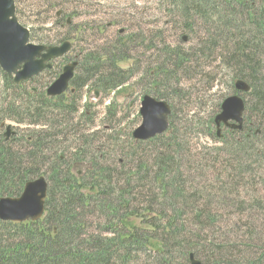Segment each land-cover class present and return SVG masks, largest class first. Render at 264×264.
<instances>
[{
    "label": "trees",
    "instance_id": "16d2710c",
    "mask_svg": "<svg viewBox=\"0 0 264 264\" xmlns=\"http://www.w3.org/2000/svg\"><path fill=\"white\" fill-rule=\"evenodd\" d=\"M164 2L182 14L185 28L190 22L205 24L211 39L203 44V53L215 50L217 38L233 47L220 61L233 72L234 80L247 82L251 91L245 93L249 99L247 134L239 138L236 131H229L235 138L230 147L239 151L250 148L251 139L264 135V0ZM214 25L217 29L212 31ZM122 36L102 53L82 56L78 69L84 76H76L74 91L58 98L29 90L28 84L17 86L0 69L5 83L0 86V125L10 119L43 128L29 131L32 134L24 138L23 150L12 147L16 136L6 141L0 135V199L19 197L26 183L41 175L49 182L42 219L25 223L0 220V264H189L191 253L204 259V264H264V237L257 226L246 225L245 238L237 239L233 226L224 227L219 221L218 205L229 204L228 191L219 187L218 199L212 193L204 199L180 181L175 161L180 152L177 149L172 154L170 149L178 144L172 119L175 112L163 135L149 141L132 139V147L169 141L153 160L142 158L134 168V161L129 162L136 152L133 149L122 150L123 161L112 167L101 149L95 155L85 151L89 142L78 131H73V145L69 146L71 130L67 129L74 126L80 90L91 82L113 91L122 86L116 82L123 78L119 64L130 58L128 46L135 43L133 36ZM166 53L174 72L175 68L188 70L187 65L195 62L193 55L181 49L168 48ZM57 128L66 131L55 133ZM207 130L211 133L209 124ZM64 152L67 157L61 155ZM79 165L83 170L77 172ZM95 212L101 220L94 228L90 218Z\"/></svg>",
    "mask_w": 264,
    "mask_h": 264
},
{
    "label": "rangeland",
    "instance_id": "374dc122",
    "mask_svg": "<svg viewBox=\"0 0 264 264\" xmlns=\"http://www.w3.org/2000/svg\"><path fill=\"white\" fill-rule=\"evenodd\" d=\"M15 3L19 23L31 32V43L60 46L68 40L73 44L70 54L54 61L53 73H44L28 85L29 90L44 92L59 77L67 62L75 57L82 61V56L88 52L102 53L120 37L122 30L123 38H135V43L128 46L130 51L127 55L130 58L119 64L123 78L116 81L122 85L117 91L98 88L93 82L80 90L76 97L74 126L67 129L71 130L69 146L73 145L71 136L75 130L89 142L90 146L85 151L92 154L101 149L107 153L105 155L111 160L108 162L112 167L123 161L122 150L136 151L129 158V162L134 161L132 167L142 158L153 160L169 141L161 139L155 144L145 143L139 147L130 144L133 132L142 124L139 113L142 98L145 95L156 98L157 94L165 98L163 100L173 106L172 113L175 112L172 119L178 144L176 149H170L172 154L180 152V156H175L182 176L180 181L189 190L195 188L204 199H208L210 193L218 199L219 187L228 191L226 197L229 204L218 205L221 224L224 227L232 225V234L237 239L239 236L245 238L246 225L257 226L264 237V135L251 139L250 148L235 150L230 147L235 139L231 132L223 127L222 138H218L212 121L221 112L223 102L237 94L234 87L237 79L234 80L233 72L220 61L233 49L228 47L231 44L217 38L219 41L215 50L212 48L203 53V44L211 39L205 24L195 21L185 28L182 14L172 11L164 0H15ZM221 6L218 5L220 12L223 9ZM67 21L72 26L67 27ZM216 27L214 25L212 31ZM137 34L140 36L136 40ZM168 48L181 49L182 53L193 55L195 62L187 65L188 70L175 68L174 72L171 63H168ZM261 75L263 78L264 73ZM76 76H84L82 69L77 70ZM2 85L5 83L0 73ZM240 95L245 103L249 101L245 94ZM84 115L88 118L82 117ZM246 118L248 115L245 113L242 130L236 131V137L243 138L247 134ZM5 122L17 132L11 144L16 149H24V138L32 134L29 131L43 130L10 119ZM257 127L256 122L254 130ZM61 131L66 129L57 128L55 133ZM65 149L62 146V150ZM256 152L263 154L258 156ZM61 155L67 157L66 152ZM76 168L77 172L83 170L82 165ZM90 219L95 228L101 215L95 212ZM230 227L226 229L227 233ZM199 260L204 262L200 257Z\"/></svg>",
    "mask_w": 264,
    "mask_h": 264
},
{
    "label": "water",
    "instance_id": "95a60500",
    "mask_svg": "<svg viewBox=\"0 0 264 264\" xmlns=\"http://www.w3.org/2000/svg\"><path fill=\"white\" fill-rule=\"evenodd\" d=\"M123 32V31H122ZM30 31L22 26L16 16L15 0H0V68L16 84L33 81L44 71L52 68V62L65 57L72 45L65 42L61 46L47 47L30 42ZM78 62L64 67L60 77L48 88L49 97L65 94L74 79ZM236 95L227 98L221 105V112L214 118L217 137L222 138V126L230 130H242L246 103L240 94L249 93L250 85L238 80L235 83ZM172 114L171 105L150 95L141 101L140 115L142 124L133 132L136 141H148L167 132ZM15 132L7 127L5 138L8 140ZM48 182L45 177L28 182L19 198L0 199V219L2 221H38L45 213L48 196ZM189 264H203L194 253L189 256Z\"/></svg>",
    "mask_w": 264,
    "mask_h": 264
},
{
    "label": "bare ground",
    "instance_id": "6f19581e",
    "mask_svg": "<svg viewBox=\"0 0 264 264\" xmlns=\"http://www.w3.org/2000/svg\"><path fill=\"white\" fill-rule=\"evenodd\" d=\"M150 96H152V95H150ZM153 97V96H152ZM156 99V98H155ZM158 100V99H157ZM160 101H164V100H160ZM172 108V107H171ZM222 127H224V126H222ZM225 128V127H224ZM223 129V128H222ZM168 131V130H167Z\"/></svg>",
    "mask_w": 264,
    "mask_h": 264
},
{
    "label": "flooded vegetation",
    "instance_id": "af4514ba",
    "mask_svg": "<svg viewBox=\"0 0 264 264\" xmlns=\"http://www.w3.org/2000/svg\"><path fill=\"white\" fill-rule=\"evenodd\" d=\"M74 60H76V59H74ZM74 60H71V61H69L68 63H71V62L74 61ZM68 63H67V64H68Z\"/></svg>",
    "mask_w": 264,
    "mask_h": 264
}]
</instances>
